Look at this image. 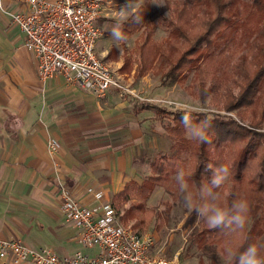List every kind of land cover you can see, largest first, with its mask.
<instances>
[{
  "label": "crops",
  "instance_id": "crops-1",
  "mask_svg": "<svg viewBox=\"0 0 264 264\" xmlns=\"http://www.w3.org/2000/svg\"><path fill=\"white\" fill-rule=\"evenodd\" d=\"M2 5L0 238L50 248L58 256L93 255L97 249L82 247L77 229L64 220L63 195L85 207L112 205L113 197L140 174L137 155L156 147L146 122L150 117H142L149 110L115 89L98 98L60 75L41 80L35 56L5 12L26 5L20 0H2ZM50 141L56 144L52 154ZM0 264L15 263L6 259Z\"/></svg>",
  "mask_w": 264,
  "mask_h": 264
},
{
  "label": "trees",
  "instance_id": "trees-1",
  "mask_svg": "<svg viewBox=\"0 0 264 264\" xmlns=\"http://www.w3.org/2000/svg\"><path fill=\"white\" fill-rule=\"evenodd\" d=\"M166 10L170 12L168 17L164 16ZM140 14L142 22H133V31L144 24L146 13L140 9ZM160 17L169 40L156 44L150 36L155 29L150 22ZM147 20L144 42L136 46L139 72L150 68L154 60L164 59L169 66L159 77L161 86L182 82L184 71L192 72L194 94L201 100L209 96L212 102L221 97L226 101L224 110H236L237 117L224 120L225 115L218 112L193 113L194 122L208 118L212 123L211 144H201L184 137L185 129L176 112L174 124L163 127L168 134L186 142L189 157L183 161L173 157L166 163L162 153L160 160L151 164V175L138 184L129 182L113 197L112 205L117 208L128 201L134 188L140 202L123 209L119 216L121 222L127 221L170 174L180 170L186 178L194 174L189 184L196 190L212 177L208 164L213 168L228 166V180L216 189L219 203L230 206L234 200H246L249 213L245 229L237 233L210 229L190 211L184 223L192 227L189 239L197 237L196 256L206 259L208 264H221L226 247L243 251L250 244L264 242L260 239L264 236V0H175L170 8H158ZM139 107L154 113L159 110L150 103H140ZM158 215L156 210H145L142 218L147 221ZM140 220L134 223L137 229Z\"/></svg>",
  "mask_w": 264,
  "mask_h": 264
},
{
  "label": "built area",
  "instance_id": "built-area-1",
  "mask_svg": "<svg viewBox=\"0 0 264 264\" xmlns=\"http://www.w3.org/2000/svg\"><path fill=\"white\" fill-rule=\"evenodd\" d=\"M20 2L26 5L24 9L5 12L20 29L24 47L35 56L41 80L60 75L98 98L115 89L120 97L128 96L138 103L175 107L177 102L145 97L125 85L96 53V43L102 35L97 21L108 0ZM55 146V141L47 144L50 154L55 152ZM60 211L64 220L77 229L81 246L96 248V253L76 251L58 256L50 248H34L17 239L0 238V260L9 259L15 264H186L180 260L179 252L172 257L158 254L155 234L123 224L110 203L85 207L63 195Z\"/></svg>",
  "mask_w": 264,
  "mask_h": 264
},
{
  "label": "rangeland",
  "instance_id": "rangeland-1",
  "mask_svg": "<svg viewBox=\"0 0 264 264\" xmlns=\"http://www.w3.org/2000/svg\"><path fill=\"white\" fill-rule=\"evenodd\" d=\"M108 1L106 9L102 17H100L101 19L97 21L102 35L96 43V52L109 69L113 71L125 85L130 87L133 86L137 90L138 88L139 90H144L139 94L145 97L162 98L177 103L188 102L203 108L204 112H218L221 115H225L224 120L230 116L237 117L236 110H231L229 112L224 110L226 101L221 97L217 102H212L209 96L201 100L195 95L191 80L192 72L184 71V74L181 75H185L182 82H178L172 86H161L159 77L169 66V63L164 59L154 60L150 64V68L143 73L139 72L140 56L136 51V46L142 44L146 37L147 30L145 29V22H148V15H152L162 6H168L170 8L175 0H155V3L163 5L153 4V0H137L139 8L143 9L146 13L144 24L133 31L134 21L130 20L125 23L124 31L127 34V42L121 43L119 47L113 45L109 36V29L114 23L113 16L115 10H119L122 6L127 4L129 0ZM169 14V10L164 12V16L166 17H168ZM150 25L155 27L150 35L153 42L157 44L169 40L167 37V30L165 29L161 17L154 22H150ZM100 51L106 52L100 54ZM234 92H237V89H234ZM150 104L157 106L159 110L155 113L144 111L142 117H150L146 122L147 125H150L152 131L154 130L151 133L156 140V147L142 150L141 153L137 155V162L139 160L142 161V170L134 181L137 184L151 175V164L159 161L162 153L166 157V160H164L166 163L170 162L173 157L181 161L189 157V151L185 144L186 142L184 140L182 141L179 137L168 134L163 127L164 125L174 124L173 117L177 112L176 108L170 107L167 104ZM184 137L186 138L185 135ZM177 173L178 172L170 174L166 182L158 184L149 194V199L144 206H142V209L139 210V212H134L133 218L122 221V223L131 226L134 230L155 234L157 240L155 250L158 254L172 257L175 253L179 252L180 260L186 264H208L206 259L196 256L199 250L197 237L190 240L189 236L192 227L184 225L189 210L184 207V203L182 202L181 192L176 181ZM190 188L195 191L193 187ZM131 190L132 193L129 200L121 203L117 208L114 207L118 217H121L123 209H129L140 202L135 194L134 188H131ZM222 195L224 199L226 191H224ZM145 210H156L159 212V215L152 216V218L145 221L146 217L142 218L145 215ZM136 220L141 221L139 229L134 227ZM260 239L264 241V236ZM221 264H223V260H221Z\"/></svg>",
  "mask_w": 264,
  "mask_h": 264
},
{
  "label": "clouds",
  "instance_id": "clouds-1",
  "mask_svg": "<svg viewBox=\"0 0 264 264\" xmlns=\"http://www.w3.org/2000/svg\"><path fill=\"white\" fill-rule=\"evenodd\" d=\"M153 4H157L155 0H153ZM142 19L137 0H129L119 10H115L114 23L109 29L113 45L119 47L121 43L127 42V34L124 31L125 23L130 20L141 23ZM175 108L180 115L186 138L201 144H211L212 139L209 136L211 121L205 118L194 122L192 119L193 113H203L204 109L188 102H178L175 104ZM207 169H211L213 173L210 181L201 183L195 191L191 190L189 184V178L194 174H190L189 178H186L183 170L178 171L176 181L183 194L184 207L190 212H194L198 219H203L210 229L227 230L233 233L242 232L248 221V202L240 199L234 200L230 206L221 205L219 203L220 195L216 191L228 180L231 174L230 168L224 164L213 168L211 164H208ZM192 183L195 184V181L192 180ZM262 252H264V242L250 244L243 251L234 250L229 246L223 250V264H264Z\"/></svg>",
  "mask_w": 264,
  "mask_h": 264
}]
</instances>
